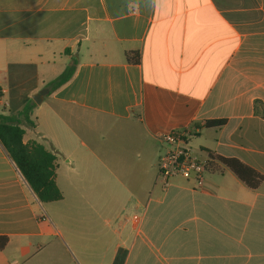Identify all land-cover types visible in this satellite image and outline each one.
<instances>
[{
  "label": "crops",
  "instance_id": "0c3cea01",
  "mask_svg": "<svg viewBox=\"0 0 264 264\" xmlns=\"http://www.w3.org/2000/svg\"><path fill=\"white\" fill-rule=\"evenodd\" d=\"M28 103L22 141L56 156L61 199L39 202L0 144V264H264V0H0V113ZM173 129L262 181L215 161L201 188L165 185Z\"/></svg>",
  "mask_w": 264,
  "mask_h": 264
},
{
  "label": "trees",
  "instance_id": "16d2710c",
  "mask_svg": "<svg viewBox=\"0 0 264 264\" xmlns=\"http://www.w3.org/2000/svg\"><path fill=\"white\" fill-rule=\"evenodd\" d=\"M125 56L130 63L138 64L139 54L137 51L126 52ZM75 67V57H71L63 71L46 85L49 88V93L68 82L74 74ZM33 106V103H28L15 114L0 113V144L36 199L41 203H50L61 199V192L55 184L56 156L40 143L35 141L23 143L22 141L24 129L21 126L23 124L33 125V121L30 120ZM255 109L264 119V108L259 111L258 106H255ZM224 123L223 119L206 120L203 127H221ZM215 161L231 169L251 188H256L262 181L260 175L235 159L209 155L207 168L212 169ZM6 243L7 238L0 236V249H3Z\"/></svg>",
  "mask_w": 264,
  "mask_h": 264
},
{
  "label": "built area",
  "instance_id": "2783aa9c",
  "mask_svg": "<svg viewBox=\"0 0 264 264\" xmlns=\"http://www.w3.org/2000/svg\"><path fill=\"white\" fill-rule=\"evenodd\" d=\"M160 154L157 168L159 177L164 180L182 177L201 188L204 174L208 170L207 160L200 159L188 145L187 134L180 129H173L160 136ZM43 215L41 220H45Z\"/></svg>",
  "mask_w": 264,
  "mask_h": 264
},
{
  "label": "water",
  "instance_id": "95a60500",
  "mask_svg": "<svg viewBox=\"0 0 264 264\" xmlns=\"http://www.w3.org/2000/svg\"><path fill=\"white\" fill-rule=\"evenodd\" d=\"M46 92H47V89H42V90H40L38 93H36V94L32 97L33 101H34L35 103H37V104L41 103L42 96H43V94H45Z\"/></svg>",
  "mask_w": 264,
  "mask_h": 264
},
{
  "label": "rangeland",
  "instance_id": "374dc122",
  "mask_svg": "<svg viewBox=\"0 0 264 264\" xmlns=\"http://www.w3.org/2000/svg\"><path fill=\"white\" fill-rule=\"evenodd\" d=\"M63 66V65H62ZM47 103V102H46ZM4 109H2L1 107H0V111H3Z\"/></svg>",
  "mask_w": 264,
  "mask_h": 264
}]
</instances>
